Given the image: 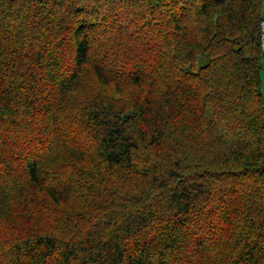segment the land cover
I'll return each mask as SVG.
<instances>
[{"label": "trees", "instance_id": "trees-1", "mask_svg": "<svg viewBox=\"0 0 264 264\" xmlns=\"http://www.w3.org/2000/svg\"><path fill=\"white\" fill-rule=\"evenodd\" d=\"M263 0H0V264H264Z\"/></svg>", "mask_w": 264, "mask_h": 264}, {"label": "built area", "instance_id": "built-area-1", "mask_svg": "<svg viewBox=\"0 0 264 264\" xmlns=\"http://www.w3.org/2000/svg\"><path fill=\"white\" fill-rule=\"evenodd\" d=\"M260 48L262 52V58L264 61V0H263V12H262V19L260 21ZM263 74H264V64H263Z\"/></svg>", "mask_w": 264, "mask_h": 264}, {"label": "rangeland", "instance_id": "rangeland-1", "mask_svg": "<svg viewBox=\"0 0 264 264\" xmlns=\"http://www.w3.org/2000/svg\"><path fill=\"white\" fill-rule=\"evenodd\" d=\"M262 94H263V100H264V81H263V83H262Z\"/></svg>", "mask_w": 264, "mask_h": 264}]
</instances>
